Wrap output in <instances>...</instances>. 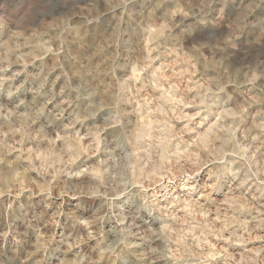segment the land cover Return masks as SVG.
Masks as SVG:
<instances>
[{"label": "rangeland", "instance_id": "obj_1", "mask_svg": "<svg viewBox=\"0 0 264 264\" xmlns=\"http://www.w3.org/2000/svg\"><path fill=\"white\" fill-rule=\"evenodd\" d=\"M0 264H264V0H0Z\"/></svg>", "mask_w": 264, "mask_h": 264}]
</instances>
